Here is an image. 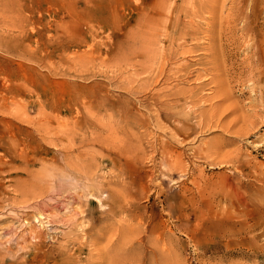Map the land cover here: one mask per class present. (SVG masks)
<instances>
[{
    "label": "rangeland",
    "instance_id": "374dc122",
    "mask_svg": "<svg viewBox=\"0 0 264 264\" xmlns=\"http://www.w3.org/2000/svg\"><path fill=\"white\" fill-rule=\"evenodd\" d=\"M262 93L264 0H0V264H264Z\"/></svg>",
    "mask_w": 264,
    "mask_h": 264
},
{
    "label": "bare ground",
    "instance_id": "6f19581e",
    "mask_svg": "<svg viewBox=\"0 0 264 264\" xmlns=\"http://www.w3.org/2000/svg\"><path fill=\"white\" fill-rule=\"evenodd\" d=\"M232 24H233V23H232ZM230 29H231V27H230ZM229 37H230V36H229ZM241 40H242V39H241ZM236 43H237V42H236ZM241 45H242V44H241ZM169 50H170V49H169ZM169 53H170V51H169ZM169 53H168V55H169ZM133 54H134V53H133ZM134 55H135V54H134ZM158 55H159V54H158ZM175 55H176V54H175ZM156 56H157V55H156ZM177 56H178V55H177ZM169 57H170V56H169ZM155 58H156V57H155ZM175 58H176V57H175ZM153 59H154V58H153ZM159 59H160V58H159ZM254 60H255V59H254ZM169 61H174V60L171 59V60H169ZM158 62H159V60H158ZM160 62H161V60H160ZM156 63H157V62H156ZM253 63H254V61H253ZM164 64H165V63H164ZM166 64H167V63H166ZM169 64H170V63H169ZM256 64H257V63H256ZM256 64H255V65H256ZM157 65H158V64H157ZM155 66H156V64H155ZM163 66H164V65H163ZM165 66H166V65H165ZM256 66H257V65H256ZM158 67H159V66H158ZM184 67H187V66H184ZM254 67H255V66H254ZM164 69H165V68H164ZM189 69H190V68H189ZM249 69H250V68H249ZM160 70H161V69H160ZM178 70H181V69H178ZM178 70H177V71H178ZM162 71H163V68H162ZM155 72H156V71H155ZM175 72H176V71H175ZM178 72H179V71H178ZM153 73H154V71H153ZM166 73H168V72H166ZM173 73H174V72H173ZM179 73H180V72H179ZM182 73H183V71H182ZM188 73H190V72L188 71ZM155 74H156V73H155ZM161 74H162V73H161ZM163 74H164V72H163ZM168 74H169V73H168ZM169 75H170V74H169ZM184 75H186V73H185ZM137 76H138V75H137ZM172 76H173V74H172ZM184 77H185V76H184ZM188 77H189V76H188ZM153 78H154V77H153ZM159 78H160V76H159ZM165 78H166V77H165ZM165 78H164V79H165ZM170 78H171V77H170ZM151 79H152V76H151ZM155 79H156V78H155ZM196 79H197V78H196ZM153 81H154V80H152V82H153ZM157 81H158V80H157ZM162 81H164V80L162 79ZM154 82H156V80H155ZM164 82H165V81H164ZM167 82H168V81H167ZM148 83H149V82H148ZM156 83H157V82H156ZM159 83H160V81H159ZM152 84H153V83H152ZM152 84H151V86H152ZM149 87H150V86H149ZM171 92H172V91H171ZM171 92H170V93H171ZM175 92H176V91H175ZM175 92H173V93H175ZM180 92H181V91H180ZM180 92L178 91L177 94L180 93ZM170 93H169V94H170ZM182 93H184V92H181L180 94H182ZM159 94H160V93H159ZM171 94H172V93H171ZM175 94H176V93H175ZM172 95H173V94H172ZM190 95L192 96V94H189V97H190ZM261 95H264V93H262ZM156 96H158V95H156ZM163 96H164V95H163ZM168 96L171 97V95H168ZM175 96H176V95H174V97H175ZM178 96H179V94L177 95V97H178ZM185 96H186V95H185ZM193 96H194V95H193ZM154 97H155V96H154ZM161 97H162V96H161ZM170 97H169V98H170ZM156 98H157V97H156ZM172 98H173V96H172ZM182 98H183V94H182ZM184 98H186V97H184ZM190 98H192V97H190ZM196 98H197V97H196ZM158 99H159V98H158ZM158 99H157V101H158ZM170 99H171V98H170ZM178 99H179V98H178ZM187 99H188V98H187ZM214 99H215V98H214ZM167 100H169V99H167ZM167 100H166V101H167ZM173 100H174V99H173ZM184 100H185V99H184ZM191 100H193V99H191ZM261 100L264 101V98L261 97ZM163 101H164V100H162V103H163ZM169 101H170V100H169ZM171 101H172V100H171ZM171 101H170V102H171ZM176 101H177V100H176ZM209 101H211V100H209ZM159 102H160V101H159ZM159 102H158V103H159ZM192 102H193V101H192ZM205 102H206V101H205ZM207 102H208V101H207ZM160 103H161V102H160ZM165 103H166V104L168 103V105H169V102H165ZM173 103H174V102H172V103H170V104H173ZM174 104H175V103H174ZM194 104H195V103H194ZM163 105H164V103H163ZM163 105H162V106H163ZM209 105H210V104H209ZM212 106H213V104H212ZM208 114H209V113H208ZM199 116H200V115H199ZM200 117H201V116H200ZM204 117H205V116H204ZM209 118H210V115H209ZM211 119H213V117H211ZM217 120H218V119H217ZM217 120H216V121H217ZM200 121H201V119H200ZM202 121H203V120H202ZM206 121H207V120H206ZM209 121H211V120H209ZM201 123H202V122H201ZM206 123H207V122H206ZM209 123H210V122H209ZM204 124H205V123H204ZM207 124H208V123H207ZM202 125H203V124H202ZM212 125H213V123H212ZM205 126H206V125H205ZM205 126H204V129H205ZM210 126H211V123H210ZM217 126H218V125H217ZM202 127H203V126H202ZM208 127H209V125H208ZM206 129H207V127H206ZM186 130H187V129H186ZM207 130H208V129H207ZM178 141H179V140H178ZM181 142H182V141H181ZM179 143H180V142H179ZM206 154H207V153H206ZM206 154H205V155H206ZM206 156H207V155H206ZM74 190H75V189H74ZM45 216H46V215H45ZM47 216H49V218L53 217L52 215H47ZM57 216H58V215H57ZM57 216H56V217H57ZM41 217H42V216H41ZM2 218H3V217H2ZM47 218H48V217H47ZM53 218H54V217H53ZM41 219H42V218H41ZM44 219H45V218H44ZM55 219H56V218H55ZM15 220H16V219H15ZM15 220H14V221H15ZM36 220H37V219H36ZM38 220H39V219H38ZM48 220H49V219H48ZM45 221H47V220L45 219ZM28 222H29V221H28ZM28 222H26V223L28 224ZM40 222H41V221H40ZM43 222H44V221H43ZM47 222H48V221H47ZM55 222H56V220H55ZM15 223H16V222H15ZM19 223H20V222H19ZM19 223H18V224H19ZM45 223H46V222H45ZM48 223H49V222H48ZM50 223H51V222H50ZM52 223H53V222H52ZM58 223H59V222H58ZM13 226H14V225H13ZM16 226H17V225H16ZM16 226H15V228H16ZM20 226H21V225H20ZM26 226H27V225H26ZM17 227H18V226H17ZM19 228H20V227H19ZM19 233H20V232H19ZM32 233H33V232H32ZM28 234H29V233H28ZM30 234H31V232H30ZM35 234H36V233H34V235H35ZM21 235H22V234H21ZM26 236H28V235H26ZM30 236H31V235H30ZM32 236H33V235H32ZM37 236H38V235H37ZM13 237H14V236H13ZM19 237H21V236H19ZM28 237H29V236H28ZM34 237H35V236H34ZM34 237H32V238L34 239ZM35 238H36V237H35ZM39 238H40V237H39ZM39 238H36V239L39 240ZM15 239H16V238H15ZM18 239H19V238H18ZM22 239H23V237H22ZM29 239H31V237H29ZM36 239H35V240H36ZM27 240H28V239H27ZM12 241L15 242L13 238H11V240H9V241H7V242H12ZM16 242H17V240H16ZM25 243H26V242H25ZM28 243H29V240H28ZM16 244H17V243H16ZM31 244H32V243H31ZM24 245H25V244H24ZM23 248H24V247H23ZM20 250H21V249H20ZM11 252H12V251H11ZM8 254H9V253H8ZM11 254H12V253H11Z\"/></svg>",
    "mask_w": 264,
    "mask_h": 264
}]
</instances>
